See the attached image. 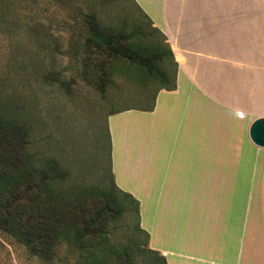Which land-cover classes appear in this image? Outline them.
<instances>
[{"label":"crops","instance_id":"1","mask_svg":"<svg viewBox=\"0 0 264 264\" xmlns=\"http://www.w3.org/2000/svg\"><path fill=\"white\" fill-rule=\"evenodd\" d=\"M168 44L175 89L110 112V169L165 264H264V0H131Z\"/></svg>","mask_w":264,"mask_h":264},{"label":"rangeland","instance_id":"2","mask_svg":"<svg viewBox=\"0 0 264 264\" xmlns=\"http://www.w3.org/2000/svg\"><path fill=\"white\" fill-rule=\"evenodd\" d=\"M89 19L96 30L99 23L122 35L136 30L140 47L159 43L165 51L131 0H0V118L26 130V151L38 171L30 194L43 204L59 199L80 228L95 205L107 213L104 234H66L49 260L0 230V264H165L146 249L137 212L112 189L107 129L110 112L150 105L164 80L88 47ZM162 60L169 81L174 67L167 56ZM50 162L62 174L58 181L50 177L56 169L39 173ZM112 191L116 205L105 195Z\"/></svg>","mask_w":264,"mask_h":264},{"label":"trees","instance_id":"3","mask_svg":"<svg viewBox=\"0 0 264 264\" xmlns=\"http://www.w3.org/2000/svg\"><path fill=\"white\" fill-rule=\"evenodd\" d=\"M145 22L151 26L148 19ZM88 23L92 27L91 34L86 39L88 47L97 48L100 55L109 53L134 61L142 69H146L150 74L153 73L164 80L162 81L164 85L159 89H175L176 63L173 61V55L165 37L156 28L151 27L150 30L161 38L165 51H162L159 43L152 47H140L133 39L134 36L139 37V32L136 30L122 35L108 27H103L100 23L96 30L93 28L94 24L91 19L88 20ZM164 55L170 59L174 67L172 78L168 79L169 81H165L166 76H164L162 63ZM107 82L109 81L107 80ZM100 83L101 86L99 84L98 88L99 91H102L105 82L102 80ZM26 146L25 128L14 121L6 124L0 118V160L4 159L0 167V230L16 238L28 248L31 254L45 260L53 257L56 245L66 234L68 236L72 234L75 239L87 231H96L97 235L98 232L104 234L107 213L100 212L98 214L97 205L94 206L89 222L85 227L80 228L75 220L74 212H70L65 206L60 205L59 199L43 204L38 202V194H30L35 172L38 171L32 161V156L26 151ZM56 167V162H50L47 169L43 167L39 173L42 177H46V170H55ZM50 177L58 181L62 174H58L56 169L55 174H51ZM111 186L114 191L118 192L113 177ZM120 194L138 213V202L129 194ZM105 195L111 203L117 204L113 191Z\"/></svg>","mask_w":264,"mask_h":264},{"label":"water","instance_id":"4","mask_svg":"<svg viewBox=\"0 0 264 264\" xmlns=\"http://www.w3.org/2000/svg\"><path fill=\"white\" fill-rule=\"evenodd\" d=\"M250 141L259 148H264V117L255 119L248 130Z\"/></svg>","mask_w":264,"mask_h":264}]
</instances>
